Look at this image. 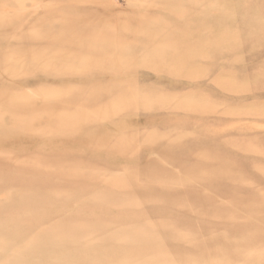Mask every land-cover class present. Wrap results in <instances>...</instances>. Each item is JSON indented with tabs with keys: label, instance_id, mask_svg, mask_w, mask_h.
Wrapping results in <instances>:
<instances>
[{
	"label": "rangeland",
	"instance_id": "obj_1",
	"mask_svg": "<svg viewBox=\"0 0 264 264\" xmlns=\"http://www.w3.org/2000/svg\"><path fill=\"white\" fill-rule=\"evenodd\" d=\"M0 264H264V0H0Z\"/></svg>",
	"mask_w": 264,
	"mask_h": 264
},
{
	"label": "bare ground",
	"instance_id": "obj_2",
	"mask_svg": "<svg viewBox=\"0 0 264 264\" xmlns=\"http://www.w3.org/2000/svg\"><path fill=\"white\" fill-rule=\"evenodd\" d=\"M18 6V5H17ZM19 9V8H18ZM110 37H112V36H110ZM134 103V102H133Z\"/></svg>",
	"mask_w": 264,
	"mask_h": 264
}]
</instances>
